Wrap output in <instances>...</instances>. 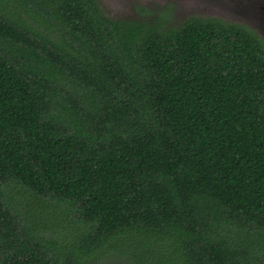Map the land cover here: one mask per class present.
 <instances>
[{"label": "trees", "instance_id": "trees-1", "mask_svg": "<svg viewBox=\"0 0 264 264\" xmlns=\"http://www.w3.org/2000/svg\"><path fill=\"white\" fill-rule=\"evenodd\" d=\"M167 18L0 0V264H264V40Z\"/></svg>", "mask_w": 264, "mask_h": 264}, {"label": "rangeland", "instance_id": "rangeland-1", "mask_svg": "<svg viewBox=\"0 0 264 264\" xmlns=\"http://www.w3.org/2000/svg\"><path fill=\"white\" fill-rule=\"evenodd\" d=\"M97 2L102 13L114 20H150L156 16L167 15L166 27H175L191 16L217 17L225 22L244 24L264 40V0H97ZM141 8L144 13L141 12ZM234 233L232 235H235ZM251 234L260 240L259 230ZM258 250L264 253L263 243L259 244ZM257 259L259 261L261 257L258 256ZM127 263L134 264L123 258L110 256L101 264Z\"/></svg>", "mask_w": 264, "mask_h": 264}, {"label": "water", "instance_id": "water-1", "mask_svg": "<svg viewBox=\"0 0 264 264\" xmlns=\"http://www.w3.org/2000/svg\"><path fill=\"white\" fill-rule=\"evenodd\" d=\"M259 11V10H258Z\"/></svg>", "mask_w": 264, "mask_h": 264}]
</instances>
